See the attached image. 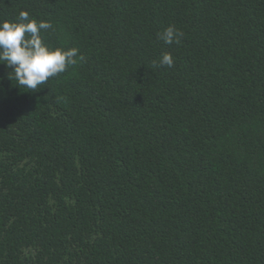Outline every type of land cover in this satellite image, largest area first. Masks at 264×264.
Listing matches in <instances>:
<instances>
[{
	"label": "trees",
	"instance_id": "1",
	"mask_svg": "<svg viewBox=\"0 0 264 264\" xmlns=\"http://www.w3.org/2000/svg\"><path fill=\"white\" fill-rule=\"evenodd\" d=\"M20 11L83 60L37 92L0 64V264H264V0Z\"/></svg>",
	"mask_w": 264,
	"mask_h": 264
},
{
	"label": "clouds",
	"instance_id": "2",
	"mask_svg": "<svg viewBox=\"0 0 264 264\" xmlns=\"http://www.w3.org/2000/svg\"><path fill=\"white\" fill-rule=\"evenodd\" d=\"M52 27L49 21H37L27 11H20L15 21H0V64L10 69L7 76L15 81L16 87L37 92L50 77L65 72L78 59L83 60L75 47L52 48L43 41L41 33ZM181 36L182 33L174 26L158 34L166 44H178ZM173 63L171 54H162L161 65L172 67Z\"/></svg>",
	"mask_w": 264,
	"mask_h": 264
}]
</instances>
